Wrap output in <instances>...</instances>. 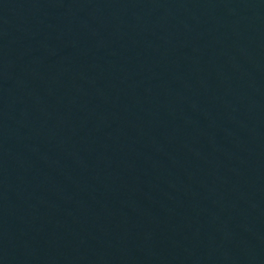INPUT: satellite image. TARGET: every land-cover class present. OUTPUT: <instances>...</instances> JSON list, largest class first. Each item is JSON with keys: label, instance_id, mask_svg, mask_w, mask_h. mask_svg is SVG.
<instances>
[{"label": "water", "instance_id": "1", "mask_svg": "<svg viewBox=\"0 0 264 264\" xmlns=\"http://www.w3.org/2000/svg\"><path fill=\"white\" fill-rule=\"evenodd\" d=\"M0 264H264V0H0Z\"/></svg>", "mask_w": 264, "mask_h": 264}]
</instances>
